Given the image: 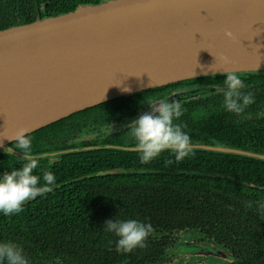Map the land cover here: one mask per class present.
Listing matches in <instances>:
<instances>
[{
  "label": "trees",
  "instance_id": "obj_1",
  "mask_svg": "<svg viewBox=\"0 0 264 264\" xmlns=\"http://www.w3.org/2000/svg\"><path fill=\"white\" fill-rule=\"evenodd\" d=\"M108 0H0V30L32 23L96 5ZM255 102L244 114L229 113L223 94L202 95L178 103L182 115L173 121L191 141L264 155V71L237 73ZM213 85L224 88V76H204L122 97L77 113L30 136L28 156L115 145L136 148L130 129L81 138L82 132L131 119L152 104L166 99L180 86ZM255 115V116H254ZM124 122V121H123ZM107 124V125H105ZM11 147L22 154L15 143ZM0 160L26 162L0 150ZM34 174L54 175L53 185L102 170L134 168L148 173L93 177L67 184L22 206L18 214H0V242L21 247L29 264H158L166 241L175 232H193L197 240L224 246L242 261L264 264V159L249 155L191 148L181 161L165 151L142 162L138 151L98 149L36 159ZM3 162V163H4ZM2 168L0 163V172ZM254 184L250 187L247 184ZM251 204V206H248ZM136 219L150 223L152 231L144 248L129 254L116 251V237L104 230L106 220ZM232 252V253H233Z\"/></svg>",
  "mask_w": 264,
  "mask_h": 264
},
{
  "label": "water",
  "instance_id": "obj_2",
  "mask_svg": "<svg viewBox=\"0 0 264 264\" xmlns=\"http://www.w3.org/2000/svg\"><path fill=\"white\" fill-rule=\"evenodd\" d=\"M226 32L232 33L231 39ZM221 56L228 63H222ZM230 71H264V0H108L0 30V150L25 159L11 147L20 129L31 135L109 101ZM224 90L200 88L163 101L181 103ZM150 107L118 128L150 112ZM191 148L264 159V155L226 147ZM98 149L137 151L100 145L30 157ZM148 172L121 167L98 171L52 185L50 191L23 205L85 179ZM180 251L187 256L217 257L214 264L233 259L230 250L214 244L193 243Z\"/></svg>",
  "mask_w": 264,
  "mask_h": 264
},
{
  "label": "clouds",
  "instance_id": "obj_3",
  "mask_svg": "<svg viewBox=\"0 0 264 264\" xmlns=\"http://www.w3.org/2000/svg\"><path fill=\"white\" fill-rule=\"evenodd\" d=\"M225 36L231 39L232 33L226 32ZM220 61L228 63V58L221 56ZM221 75L224 76L225 110L237 116L244 114L248 106L255 102L254 94L243 91L245 83L236 72H222ZM122 91L130 89L124 88ZM150 108V112H145L127 125L136 141L142 162H149L165 151L174 154L176 161H181L190 154L191 141L189 135L173 123L182 115L180 105L175 101H161ZM11 140L22 150L26 162L20 168L0 174V214L5 216L18 214L25 202L41 192L50 191V186L55 183L54 175L45 172L42 176L44 186H40L41 177L34 174L37 160L27 155L31 147L27 129H20ZM258 207L264 210V203H260ZM103 228L115 235L116 251L124 254L144 248L152 231L150 223L136 219H109L104 222ZM0 264H29V260L23 249L15 243L0 242Z\"/></svg>",
  "mask_w": 264,
  "mask_h": 264
},
{
  "label": "flooded vegetation",
  "instance_id": "obj_4",
  "mask_svg": "<svg viewBox=\"0 0 264 264\" xmlns=\"http://www.w3.org/2000/svg\"><path fill=\"white\" fill-rule=\"evenodd\" d=\"M206 87H219V86H213V85H209V84L208 85H202V86L201 85L180 86V87H176V88L172 89L171 93L168 94L167 97H169L171 95H180L183 93H187V92H190V91H193L196 89L206 88ZM161 101H163V100H161ZM158 102H160V101H158ZM258 110L259 111L256 113V118L257 117H264V107H263V109H261V110L258 109ZM134 117H136V116H133V118ZM242 118L244 120L253 119L250 114H244V116ZM123 121H127V119L126 118L122 119L119 124H121ZM105 125H107V124H105ZM117 125L118 124H116V122H114V124L108 125L107 127L106 126L101 127L100 131L97 130V131L88 132V133L82 132L81 138H91V137H94L95 135L99 136L100 134H103L104 132H118L117 130H119L121 128H118ZM90 147H92V145L81 147V148H90ZM3 162H4L3 160H0V163L2 164L1 169L5 168L3 172L7 171L8 168H13V166L19 167V165L17 163H15V161L14 162L9 161V164H7L5 162L3 163ZM2 173L0 172V174H2ZM25 205H23V206H25ZM1 215L4 216L3 214H1ZM197 237L198 236L196 234H194L193 232H187V233L186 232H180V233L175 232L174 234H172L168 238V240L166 241L165 251H164L162 257H160L161 261L158 264H199V263H205V262H209V263H213V264L216 263V261L218 260L217 257H205V258H203L200 256H193V255L187 256L182 251H180V250H183L184 247H186L188 245H192L193 243H196V244H200V243L212 244L211 242L210 243H203L201 241H198ZM217 247L227 249L224 246H217ZM239 261H242L240 255H236L233 252V259L231 262H223L222 261L219 264H234V263H238Z\"/></svg>",
  "mask_w": 264,
  "mask_h": 264
},
{
  "label": "rangeland",
  "instance_id": "obj_5",
  "mask_svg": "<svg viewBox=\"0 0 264 264\" xmlns=\"http://www.w3.org/2000/svg\"><path fill=\"white\" fill-rule=\"evenodd\" d=\"M156 103H158V102H156ZM156 103H155V104H156ZM152 105H154V104H152ZM152 105H151V106H152Z\"/></svg>",
  "mask_w": 264,
  "mask_h": 264
}]
</instances>
